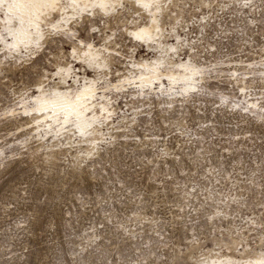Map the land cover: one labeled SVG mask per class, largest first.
<instances>
[{
  "label": "rangeland",
  "instance_id": "374dc122",
  "mask_svg": "<svg viewBox=\"0 0 264 264\" xmlns=\"http://www.w3.org/2000/svg\"><path fill=\"white\" fill-rule=\"evenodd\" d=\"M160 4L149 42L132 34L151 13L133 0L53 15L28 48L0 39V264L264 255V0ZM160 55L161 78L141 82L139 61ZM179 62L190 85L167 72ZM65 68L71 90L95 87L86 134L32 106Z\"/></svg>",
  "mask_w": 264,
  "mask_h": 264
},
{
  "label": "bare ground",
  "instance_id": "6f19581e",
  "mask_svg": "<svg viewBox=\"0 0 264 264\" xmlns=\"http://www.w3.org/2000/svg\"><path fill=\"white\" fill-rule=\"evenodd\" d=\"M120 1L121 0H58V2H56L53 6L48 7L42 5H44L45 3H50V0H31V6L29 8L21 9V12L18 14V15H22L23 19L25 20V23L22 25L18 22L17 19L5 14L7 11V3H5L3 5H0V11H2L3 13V22H2L3 28L2 27L1 28L5 29L7 31V32L5 31V33L6 34L8 33V35H10L11 38L9 37L10 41H6V39L3 38V35H0V39L4 44H6L7 46H11L14 49L19 48L20 46L21 47L27 45L29 46V43L32 44V42H35V40L41 36L42 24L45 22L48 23V21L51 20L53 15H58L59 17H61V20L67 19L68 17L66 18V15L69 11H78V10L83 11L88 8L90 9L93 6H96V8L98 6L101 10L106 12L110 10L113 11V8L116 5V3L119 4ZM133 1L142 5L151 13L148 18V23L135 27L132 30V34L135 37L144 40V42L145 41L149 42L150 40L157 39L156 37L159 34H161V27L159 24V18L157 14V12H159L160 8L162 7L160 4L161 0H133ZM86 12H88V10ZM58 19L56 18V21H58ZM63 25H65V23ZM66 26L67 25H65V27ZM9 29H12V32H9ZM59 29L62 28L60 27ZM70 31L71 30H69L68 32L71 35L72 32ZM68 32L67 34H69ZM5 33L3 34L5 35ZM95 48H93L91 45H88L82 57L85 59V61L88 64L98 65V66L104 65L107 60L102 58L100 51ZM166 61L167 59L161 55L152 61H147V60L139 61V66H140L139 73H140V77L142 78L141 82L149 83L147 85H151L150 83L152 82V80L154 79L159 80L161 78L160 76L162 75V71L159 69V66L160 64ZM177 65H179L178 66L179 69H177L176 73L174 70H172L173 68L167 69V72L169 73L170 76L176 78V80L179 79V81L180 80L183 81L184 85H190L189 81L193 79V75L195 74L196 71L195 68L191 67V65L188 62H179V64ZM133 66H135V64ZM173 73H175L176 75ZM59 74L61 75V79L64 85L62 87L53 86L54 88L48 87L47 89H43L42 86H39L37 84L38 87L36 86L37 88L35 92L37 94L36 96H32V101H33L32 106L35 108L37 112L40 113V115L41 114L45 115L47 116V118L49 116L53 121L56 120L60 121V119H62L63 121L72 120L73 125H75L77 130L81 133H85L87 132L90 124L93 121H95L93 119L94 116L96 115V114L89 115L92 114L93 112L89 114H87L86 112L87 109L94 107L93 96H95V87L92 83V80L86 79V77H84L83 83L78 88L76 87L74 90H71L69 86H67L68 83L65 85L66 83L65 79L69 74V68L59 70ZM40 115L38 116L41 117ZM40 119L42 120V118ZM40 119H38V122L40 121ZM69 123L71 124V122ZM235 262H236L235 260L228 257H223V258L216 257L211 261L210 264H234ZM241 264H264V255L260 254L259 256L253 259L246 260L245 262L243 261Z\"/></svg>",
  "mask_w": 264,
  "mask_h": 264
},
{
  "label": "snow or ice",
  "instance_id": "6c2138e0",
  "mask_svg": "<svg viewBox=\"0 0 264 264\" xmlns=\"http://www.w3.org/2000/svg\"><path fill=\"white\" fill-rule=\"evenodd\" d=\"M58 0H50V3H45L42 6H53ZM7 3L6 15L11 16L18 20L22 25L25 23L22 15H18L21 12V9L29 8L31 6V0H0V5ZM54 10V8H53ZM9 32H12V29H9Z\"/></svg>",
  "mask_w": 264,
  "mask_h": 264
}]
</instances>
